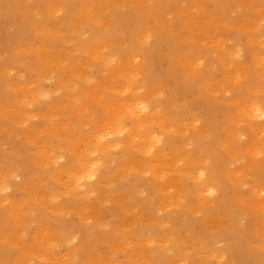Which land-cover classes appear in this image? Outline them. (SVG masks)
I'll use <instances>...</instances> for the list:
<instances>
[{"label": "rangeland", "instance_id": "rangeland-1", "mask_svg": "<svg viewBox=\"0 0 264 264\" xmlns=\"http://www.w3.org/2000/svg\"><path fill=\"white\" fill-rule=\"evenodd\" d=\"M65 3L76 9L69 22ZM115 9L127 21L136 15L147 20L149 50L134 55L140 63L136 86L126 87V72L113 73L108 67L98 70L96 61L80 47V40L97 29L108 35V18ZM90 12L95 21L87 19ZM32 14L36 21L44 17L49 21L48 26L40 27L39 53H25L24 45L16 46L19 57L0 76V97L23 82L47 94L37 101V95L32 99L18 96L11 110L20 114L8 125L10 112L6 117L7 112L2 111L0 173L12 163L15 173L11 187L0 190V210L6 206L18 212L24 200L26 214L17 220L13 233L2 231L0 246L14 253L12 247L19 243L21 255L35 249L38 253L30 257V264H62L49 260L55 253L66 258L70 244H80L85 236L90 246L95 245L97 237L103 238L112 230V216L123 226L121 218L126 215L130 217L129 228L141 230L144 237L178 235L174 242L196 249L202 264H206L209 243L225 249L213 264H241L229 252L236 233L226 212L205 216L203 206L189 201L180 185L169 182L182 178L190 186L191 176L200 173L207 178L215 170L223 186L213 187L206 196L210 210L231 202L241 212L238 222L248 229V243L264 241L258 237V231L264 233V0H56L46 11L37 8ZM8 22L6 10L0 7V24L8 27L10 37L15 36L16 28ZM105 40L99 47L116 52L139 43L129 30L120 39ZM9 48L7 39H0V68L12 57ZM71 60L78 69L86 66L92 72L89 87L77 79L71 89L58 84L61 73L66 72L63 66ZM136 97L148 104L153 118L148 124H137L128 115L131 109L126 102H134ZM256 108L261 114L258 117L253 115ZM95 132L106 134L109 143L93 152L94 177L82 180L74 196L57 191L55 203L73 200L86 204L92 208L88 213L97 210L98 222L89 219L85 225V218L74 212L60 211L57 216V211L49 210L42 224L48 231L40 233L38 222L31 219L35 213L26 201L39 186L33 181L26 184L21 169L31 158L49 156L40 155L42 152L55 154L57 159L51 164L56 166L86 160L91 144L79 137ZM16 145L19 151L14 149ZM131 158H135L134 164L129 162ZM160 183L165 186L159 187ZM162 192L167 197L163 203L157 197ZM37 197L42 198L41 194ZM248 204L258 209L252 226L247 219L252 213ZM58 218L69 222L68 228L58 224ZM146 244L148 249L159 248L153 241ZM100 248L104 252L106 244ZM175 254L169 250L170 257ZM85 256L80 252L75 260ZM127 256L125 250L112 255L117 259ZM188 263L190 259L179 262ZM92 264H100L98 256Z\"/></svg>", "mask_w": 264, "mask_h": 264}, {"label": "bare ground", "instance_id": "bare-ground-1", "mask_svg": "<svg viewBox=\"0 0 264 264\" xmlns=\"http://www.w3.org/2000/svg\"><path fill=\"white\" fill-rule=\"evenodd\" d=\"M23 1L24 0H0V7H4L8 14V24L14 25L17 31L15 36L10 37L6 30L8 27L0 24V39H7L8 46L10 47L9 50L14 58L13 60V58L10 57L2 62L0 76H4L7 68L19 57V51L16 48L17 45H24L23 51L25 53L32 51L39 53L36 43L38 42V39H41L43 36V30L40 27L48 26L49 21L48 17H44V19L36 21L32 13L33 10L37 8L46 11L51 3L55 4L56 2V0H36L34 3L29 5L25 2L23 3ZM44 1L48 4H43ZM83 6L85 5H82L81 7ZM63 8L67 12V21L69 22V20L76 13L75 6L71 3H65ZM86 16L90 21L96 20L95 16L91 12L86 14ZM146 21V19H142L137 15L136 17L131 18V22L127 21L125 15L115 9L108 18V25L111 27V31L108 35H105L101 29H97L93 31L90 36L84 37V39L80 40V47L86 49L92 62L96 61L98 64V70L108 67L113 73L126 72L127 75H123V80L126 81V87L136 86V76L140 63L136 61L134 55L141 52L146 54L148 52L147 50H149L147 49L148 47H146L149 42L146 41V37L150 36V34L147 33L148 27ZM126 30H129L132 37H135L136 41L139 42L137 43L138 46L131 45L126 50L119 49L120 51L118 52L114 49H108L105 51V47L102 49L99 47L101 44L107 42L105 39H120L122 33ZM132 43L135 42L132 41ZM39 59L40 56L36 58V61ZM63 68L66 72H63L60 75L58 80V84L60 86L71 89L77 79L78 82L89 87L88 80L92 72H90L86 66L82 69H78L76 61L71 60L70 63L64 65ZM97 87L98 86L93 87L91 89L92 92H94ZM122 87L123 85L121 88ZM85 92H88V90H85ZM46 94L47 92H42L41 89H30L24 82L20 83L12 92L1 95L0 118L2 111L7 112L6 117L9 116L8 113L10 112V116L6 121V125H8V121L10 119H14V117L20 114L16 109L11 110V107L14 106L18 96H20V98L26 97L27 99H32L37 95L35 99L37 101V97H39V99L45 98ZM128 102L129 103L126 102V104L128 108L131 109L128 115L134 118L137 124H148L151 122L153 118L148 113V104H145V100L142 97H136L134 102L130 100ZM45 107L48 108L47 106ZM154 109L157 110L158 106H155ZM258 111L259 109L256 108L253 115L257 117L260 116L261 114ZM109 132L110 130L107 133ZM79 139L85 141V144H91V150H88L86 160L82 159L79 162L71 160L69 163L63 164L62 166H56L51 164L57 159L55 154H44L42 152L40 155L49 156H45L40 159L31 158L25 162L24 167L21 169L20 173L23 175V181H25L26 184L33 181L39 186V190H34L30 193L32 196H30V198L27 197L30 201L26 200L30 204V208H32L35 213L31 216V219L38 222L39 232L48 231L47 227L42 228V224L46 211L49 210L53 212L57 211V216L60 215V211L74 212L85 218L83 220L85 225H87L89 219L94 222H98L99 220V213L97 210L88 213V211L92 210V208L88 207L86 204L79 205V202L73 200H65L60 204L55 203V199L57 200V191L60 190L66 194L74 196L78 192L79 185L82 180L87 182L90 178L94 177L96 162L95 157H93V152L99 150V148L105 147L109 143V141H107L108 137L106 134L103 135V133L96 132L95 134L79 137ZM14 149L19 151L20 146L16 145ZM161 156L162 153H159L158 157L160 158ZM15 159V156L12 157L11 162H14ZM129 162L134 164L135 158H131ZM10 165L12 167L8 168L5 173H0V190H2V192L11 187L9 184L12 183L15 168L13 163ZM49 168H51V170ZM132 168L133 166L131 165L129 169ZM191 177L192 184H190V186L185 180H182V178L178 181H170L169 184L180 185V188L186 194L185 196L189 201L198 202L200 206H203L202 211L205 212V216L212 214L213 211L226 212L228 221L234 225L236 233V241L229 248L230 254H232L234 258L241 261V264H264V241H258L254 245L248 243V229L239 225L238 222V215H241V212L238 209L233 208L231 202L228 201L224 202V205L217 206L214 210H210V203L206 196L209 195V191L213 187H217L219 184L223 186L222 179H220L218 173L214 170L213 174L207 178H203L200 173ZM163 186L165 185L160 183L159 187ZM39 194H41L42 198L37 197ZM0 197H2V195ZM157 197L161 203H163L167 198L166 195H164V192L158 194ZM83 198L85 200L86 195H84ZM4 200L7 201V197H5ZM23 205L24 200L20 202L18 212L10 210L6 206L0 210V242L4 239L2 231L8 229L9 232L13 233L17 228V220H22L24 214H26V212L22 209ZM247 206L250 210H252V213H249V216L251 217L247 218L252 226L253 223L257 222L256 219H253L255 218L253 215L258 212V209H256L253 204H248ZM150 216L153 217L152 220H154L152 213ZM121 219L124 223L123 226L116 224V217L112 216L110 220L113 225L112 230L108 233L109 235H106L103 238L97 237L95 245L90 246L88 239L85 236L80 244H70L69 252L66 258L55 253L51 256L49 261H60L62 264H92L93 258L98 256L100 264H179L180 260L183 261V259H190V263L188 264H197L198 262H201L200 264L203 263V259L199 257L196 249H190L187 245H183L182 243L181 245H178L174 242V239H176L178 235L166 233L163 238L144 237L145 235L143 236L141 230L139 232L129 228L131 225V222L129 221L130 217L124 215ZM58 220V224L68 228L69 222L65 221L63 218H58ZM157 223H159L158 220ZM159 227H162V223ZM51 232H55L54 228H51ZM263 234L264 233L262 231H258V237L261 240L264 239ZM68 236H71L70 232H67V237ZM149 241L159 243V248L154 250L148 249L146 243ZM102 244H106L104 252H102L100 248ZM208 245L209 254L205 259V263L213 264L218 259L216 257L221 255L225 249L216 248L212 243H209ZM19 246V243H14L12 247L14 253L8 252L5 245L0 246V264H30L28 262L30 257H36L38 251L29 248L23 255H21L18 254ZM122 250H125L128 253L126 258L117 259L112 257L113 254H117ZM169 250H173L176 254L170 257ZM80 252H83L87 256L82 259L75 260L76 256ZM181 254L183 255V259L180 258ZM177 257H179L180 260H178ZM215 264L220 263L216 262Z\"/></svg>", "mask_w": 264, "mask_h": 264}]
</instances>
